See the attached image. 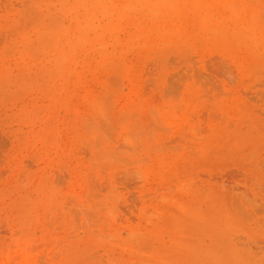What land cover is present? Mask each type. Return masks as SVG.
<instances>
[{
	"label": "rangeland",
	"instance_id": "obj_1",
	"mask_svg": "<svg viewBox=\"0 0 264 264\" xmlns=\"http://www.w3.org/2000/svg\"><path fill=\"white\" fill-rule=\"evenodd\" d=\"M0 264H264V0H0Z\"/></svg>",
	"mask_w": 264,
	"mask_h": 264
}]
</instances>
